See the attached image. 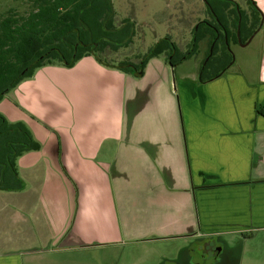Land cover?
Here are the masks:
<instances>
[{
    "label": "crops",
    "instance_id": "0c3cea01",
    "mask_svg": "<svg viewBox=\"0 0 264 264\" xmlns=\"http://www.w3.org/2000/svg\"><path fill=\"white\" fill-rule=\"evenodd\" d=\"M253 1L256 78L227 67L206 82L176 74L172 87L160 55L140 77L84 55L40 66L5 94L0 114L40 147L16 158L25 187L0 189V264H107L108 246L135 236L182 239L165 264L202 249L220 264H264V0ZM132 191L159 208L137 231L117 208Z\"/></svg>",
    "mask_w": 264,
    "mask_h": 264
},
{
    "label": "trees",
    "instance_id": "16d2710c",
    "mask_svg": "<svg viewBox=\"0 0 264 264\" xmlns=\"http://www.w3.org/2000/svg\"><path fill=\"white\" fill-rule=\"evenodd\" d=\"M205 1L215 25L220 23L222 26L218 34L206 25V20H200L191 30L192 47L186 52L181 51L171 37L166 35L158 39L136 62L119 61L114 64L96 54L99 40L106 38L108 32H116L112 25L108 27L110 30H102L100 26L110 11L109 0H32V8L26 14H18L9 9L0 17V100L21 80L32 76L37 68L46 64L72 66L82 56L93 55L104 65L140 77L150 58L164 54L169 64L175 66L192 56L198 42L203 39H207L208 48L211 47L212 52L199 68V81L214 79L231 63L218 66L225 56L218 48V42L228 40L229 26L236 29L238 25L234 9L230 8L232 0H214L221 2L218 9L209 0ZM232 13L234 19L229 22L226 17ZM242 23L241 20L240 28ZM39 147L40 144L25 124L9 123L0 114V163L4 169L0 175V189L19 190L25 187V182L18 175L16 158L25 151L37 150Z\"/></svg>",
    "mask_w": 264,
    "mask_h": 264
},
{
    "label": "rangeland",
    "instance_id": "374dc122",
    "mask_svg": "<svg viewBox=\"0 0 264 264\" xmlns=\"http://www.w3.org/2000/svg\"><path fill=\"white\" fill-rule=\"evenodd\" d=\"M235 1L248 15L252 12V6L246 0ZM109 2L110 11L104 19V24L100 26L102 30H107L112 25L116 32L113 34L108 32L105 35L106 38L99 40L96 54L106 62L113 64L119 61L136 62L141 55L155 45L158 39L166 35L171 37L181 51L186 52L191 47L189 45L192 38V27L198 21L208 18L204 0H109ZM209 2L217 9L218 4L221 3L214 0H209ZM31 8L32 0H0V17L5 15L9 9L18 14H26ZM261 15L263 17V14ZM211 20L215 22L214 19L211 18ZM242 21H246L244 16ZM243 26L241 28L239 26V29L229 26L228 40H224V43L218 42V48L225 53L218 66L231 62L228 71L238 74L245 71L256 78L258 73L256 64L261 46L260 31L249 43L245 44L249 32ZM239 39L246 40L239 43ZM206 45V41H200L198 50L192 56L171 68L165 55L160 54L161 58L165 57L169 66L172 87L176 74L199 72L200 66L206 60ZM102 46H105L103 50ZM101 50L103 52H100ZM3 170V165L0 163V175ZM131 194V200L126 198L121 207L117 204V208L121 222L125 223L127 229L134 230L138 226L137 222L140 217L152 223L153 216L158 215L159 208L146 204L144 197L148 194L145 191L127 193V195ZM140 238L141 236L125 238L121 241L118 239L117 243L109 245L110 250L106 249L105 254L107 255L106 263L165 264V259H171L179 253L178 247L183 243L179 238H163L153 241L151 237L145 240H140ZM233 238H228L231 245H234V241L231 240ZM255 244L254 241L249 242L248 248H253Z\"/></svg>",
    "mask_w": 264,
    "mask_h": 264
},
{
    "label": "flooded vegetation",
    "instance_id": "af4514ba",
    "mask_svg": "<svg viewBox=\"0 0 264 264\" xmlns=\"http://www.w3.org/2000/svg\"><path fill=\"white\" fill-rule=\"evenodd\" d=\"M232 1H233V3H231L230 8L234 9V14H236L237 22H239V24H240V21L243 19V16H244V18H246V21L242 23V25H244L243 27H245V29L249 32V33H247L248 36L246 39H248L249 37L253 38L257 34V32H259L261 30V27L263 25V17L261 15L262 14L261 11L258 9V7L256 6V4L253 0H246L252 6V12L248 15L247 13H245L243 10L240 9L238 3L235 0H232ZM205 10L208 13L209 9H208V5H207L206 1H205ZM235 11H236V13H235ZM234 14L233 13L228 14V16L226 17L229 22H231L234 19L233 18ZM209 16L211 17V15L208 13V15H207L208 18H205L202 20H206L208 22V23H206V25L212 27L214 29L215 33L218 34V31H219V29L221 30L222 26L220 23L218 25H215V22L211 20L212 17L210 18ZM239 24H238L237 29H239ZM195 26H196V24L192 28H194ZM246 39H244V40L239 39L238 41H239V43H243V42H245ZM200 41H206V43H207L206 49H205L206 54H207V55H205L206 56V60L204 61V63H205L208 60V58H210L212 49H211V47L208 48L207 39H203ZM199 42H198V44H199ZM196 50H198V46H197ZM215 56L218 57L219 55H215ZM218 61H220V59ZM220 261H222L221 260V254L217 250L208 251L207 249H202L199 253H196L193 256V260L190 261L189 264H220ZM181 264H185V263H181Z\"/></svg>",
    "mask_w": 264,
    "mask_h": 264
},
{
    "label": "water",
    "instance_id": "95a60500",
    "mask_svg": "<svg viewBox=\"0 0 264 264\" xmlns=\"http://www.w3.org/2000/svg\"><path fill=\"white\" fill-rule=\"evenodd\" d=\"M251 39H252V37H249V38L247 39V41L245 42V44L249 43Z\"/></svg>",
    "mask_w": 264,
    "mask_h": 264
}]
</instances>
